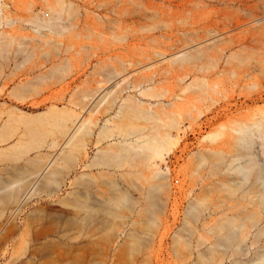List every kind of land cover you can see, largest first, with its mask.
<instances>
[{
  "label": "rangeland",
  "instance_id": "1",
  "mask_svg": "<svg viewBox=\"0 0 264 264\" xmlns=\"http://www.w3.org/2000/svg\"><path fill=\"white\" fill-rule=\"evenodd\" d=\"M59 1L0 0V184L20 188L0 202V264H264V225L230 216L263 210L237 168L264 169V136L244 155L237 129L264 127V0ZM68 113L90 120L86 150ZM157 131L180 137L167 175L123 141Z\"/></svg>",
  "mask_w": 264,
  "mask_h": 264
},
{
  "label": "bare ground",
  "instance_id": "2",
  "mask_svg": "<svg viewBox=\"0 0 264 264\" xmlns=\"http://www.w3.org/2000/svg\"><path fill=\"white\" fill-rule=\"evenodd\" d=\"M1 5V4H0ZM59 5L62 8H66L69 7L68 3L65 0H60L59 1ZM0 13H1V6H0ZM37 22L39 23V25H43V26H47L50 29H55V27L57 26L54 22L53 19H38ZM133 109L136 111H138L141 115H146L147 113H145L144 111H142L141 108H137L136 106L133 107ZM49 114L53 115V112H49ZM78 115H74V113H68V115H63L60 116V123L61 125L68 130V138L69 141L67 142V144L71 145V144H75L78 150H86L87 148V144L85 143L83 137L88 133V129L87 126L90 124V120H86L83 121L80 125L78 122ZM70 121H72V125L70 124ZM10 126V122H8V124ZM6 124L4 123L3 127H5ZM2 127V129H3ZM4 129H7V127H5ZM0 130V141H7L8 138L4 137L2 132L5 133V131ZM237 131L240 132L241 136L238 137L239 139V143L243 146V148L246 150L244 152V155H248L250 153V149L254 143V139L253 136L256 133H259L261 136H264V127L261 123L256 122L253 125H247L246 127H241L239 129H237ZM213 138H215L216 136H212ZM20 138L19 140H21V138H23L22 134L19 135ZM179 135H176V138L173 137L169 132H161V131H157L156 133L150 135V134H144L141 133L139 135L136 136L135 140H131L128 141L129 139H123V141L129 143L130 145H134V144H138L137 147L143 149L144 151H149L150 152V161L155 159L153 162L150 163V166H155V172L156 174H160V175H167V172L162 170L159 167V162H156V160H160V161H165L166 160V156L167 153L171 150V146L173 143H175V141H179ZM21 142V141H20ZM118 142H122V141H118ZM117 142V143H118ZM54 144H57V141H53ZM114 158V157H113ZM112 156L110 159H113ZM115 159V158H114ZM113 159V160H114ZM55 162V158L54 156L52 158H49L46 161L45 167L43 169L42 172H40L37 176V178L31 183V185L28 187L29 192L28 193H33L34 191H36L37 186L39 184V182L41 181L42 178H46L48 180L51 179L52 176V171L51 168L53 166ZM258 163L256 161V159L251 156L249 163L247 165H239L238 166V170L241 171L242 173H244V175L246 176V178H249L252 175H255L256 177L259 178V180H261V185H264V169L261 167H257ZM4 184V182H2ZM1 183V184H2ZM0 184V202L2 199V202H6L3 198H7V199H12L14 196H16L18 194V192L20 191V188H16V183L12 182V183H7L5 181V184L1 185ZM4 193V195L2 196V194ZM2 196V197H1ZM261 197L264 198V193L260 195ZM8 201V200H7ZM20 201V199L18 200V202ZM263 210H259L256 209L254 211H245V212H236L232 215H230L233 218H244V219H248L250 217L249 220L253 219L252 216H254V220L255 216L257 217V221L256 224L254 223V225H264V199H263ZM252 217V218H251ZM246 219V220H247ZM260 220V222H259ZM236 221V220H235ZM247 224V222H245ZM242 225L241 227H239V229L242 228L241 232H234L232 231V233L228 234L229 237L232 238H238V247L237 249H239L240 247L242 248V245L247 241V237L249 234V231L245 228L244 224H240ZM264 233V228L259 230V233L257 236L261 235ZM241 248L239 249L240 251ZM236 249V250H237ZM239 251V252H240ZM238 252V251H237Z\"/></svg>",
  "mask_w": 264,
  "mask_h": 264
}]
</instances>
